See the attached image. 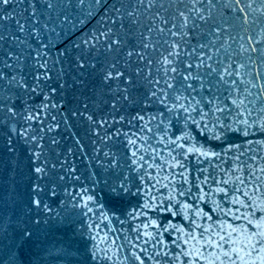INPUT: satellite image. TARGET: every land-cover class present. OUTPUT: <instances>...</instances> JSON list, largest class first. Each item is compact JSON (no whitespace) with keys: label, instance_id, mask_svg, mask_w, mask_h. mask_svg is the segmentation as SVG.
<instances>
[{"label":"snow or ice","instance_id":"6c2138e0","mask_svg":"<svg viewBox=\"0 0 264 264\" xmlns=\"http://www.w3.org/2000/svg\"><path fill=\"white\" fill-rule=\"evenodd\" d=\"M86 3L103 11L76 36ZM69 80L85 91L58 121ZM74 118L89 123L86 175L72 145L41 159ZM0 131L29 138L50 197L77 192L68 211H99L101 185L133 197L86 223L87 264H264V0H0Z\"/></svg>","mask_w":264,"mask_h":264},{"label":"water","instance_id":"95a60500","mask_svg":"<svg viewBox=\"0 0 264 264\" xmlns=\"http://www.w3.org/2000/svg\"><path fill=\"white\" fill-rule=\"evenodd\" d=\"M102 11L103 9H99L95 15H92L86 3L80 23L72 29L76 36L92 29ZM21 38L27 39L26 36ZM68 74L69 77L74 75L70 69ZM94 83H99L98 78L90 77L87 86L91 88ZM69 85L67 88L60 87L58 91V95L65 99L64 108L51 112V115L56 116L58 121L63 120L66 114L65 108H75L79 94L85 91L82 85L71 86V80H69ZM52 86H56L55 81L52 82ZM42 100V96L28 92L19 95L18 103L21 107L31 106L34 109ZM59 102L56 100L57 104ZM80 102H83L82 97ZM48 119L49 117H44L45 125ZM39 123L40 121L37 120L33 128ZM70 123L73 125L71 129L61 123V128L56 131L61 139L56 145L48 144L49 136H45L44 146L48 151L41 159L62 157L65 147L72 145L74 151L69 154L67 164L69 167L76 164L79 171L86 175L89 160L84 158L83 153L86 152L89 156L94 155L91 151L92 143L88 132L89 123L86 120L75 118ZM73 132L80 135V142L85 145V148L79 149L75 145L71 134ZM193 135L201 143L207 139L206 133L194 130ZM57 148L60 150L59 153L56 151ZM35 152L36 148L23 134L12 135L11 144H9L7 134L0 131V264H87L86 253L93 241L87 235L86 223L98 218L102 211L115 205H123L127 202L128 206H131L133 197L125 195L120 190L113 191L110 187L101 185L94 190L96 203L102 205L99 211L93 208V212L87 215H81L80 211L76 210L68 211L67 206H60V202L66 198L70 200L72 195H77V192L65 194L61 189L55 198L50 197L44 191L47 178L38 181L37 174L33 171L34 167L38 166L32 159ZM65 182L69 184V187L72 186L71 181L66 180ZM34 183L41 185L38 189L41 192L40 196L35 195L37 190L32 188ZM75 187L79 188L80 185L77 184ZM34 198L42 201L40 206L31 203ZM44 205H47L51 211H45ZM88 207L92 208L93 205L89 204ZM177 223L180 221L178 220ZM120 242L117 241V243ZM116 264H121V262L117 260Z\"/></svg>","mask_w":264,"mask_h":264}]
</instances>
